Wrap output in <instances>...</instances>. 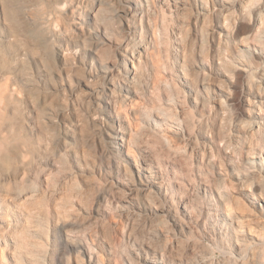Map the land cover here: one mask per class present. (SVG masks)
Instances as JSON below:
<instances>
[{"label": "rangeland", "instance_id": "obj_1", "mask_svg": "<svg viewBox=\"0 0 264 264\" xmlns=\"http://www.w3.org/2000/svg\"><path fill=\"white\" fill-rule=\"evenodd\" d=\"M240 1L0 0V264H264V0Z\"/></svg>", "mask_w": 264, "mask_h": 264}, {"label": "bare ground", "instance_id": "obj_2", "mask_svg": "<svg viewBox=\"0 0 264 264\" xmlns=\"http://www.w3.org/2000/svg\"><path fill=\"white\" fill-rule=\"evenodd\" d=\"M240 1V0H239ZM224 3V2H223ZM227 3V2H226ZM240 3H241V1H240ZM237 4V3H236ZM124 9V8H123ZM57 10H59V9H57ZM125 10V9H124ZM67 11V10H66ZM63 12V11H62ZM10 13V14H9ZM117 13V12H116ZM6 14H9V16L10 15H12V11H11V8L8 6V8L6 9ZM119 17V16H118ZM13 18V17H12ZM89 19V18H88ZM78 21H80V20H78ZM77 21V22H78ZM82 23V22H81ZM79 24H80V22H79ZM75 26V25H74ZM66 27H67V25H66ZM79 27H80V25H79ZM76 28V27H75ZM74 30V29H73ZM89 30V29H88ZM86 31V30H85ZM82 33H84V32H82ZM85 33H89V31L87 32H85ZM84 33V34H85ZM93 33V32H92ZM90 36V35H89ZM103 37V36H102ZM93 39H95V41L97 42V46H98V42H101L102 43V41H100V35H99V33L97 32L96 34H94V36H93ZM106 39V38H105ZM88 41H90V39L88 40ZM94 42V41H93ZM95 42V43H96ZM90 44H91V41L89 42ZM95 43H93V44H91V45H89L90 47H92V45H94ZM141 44V43H140ZM124 45V44H123ZM123 45H120L119 47H118V53L119 54H121L122 55V51L124 52V50H125V47H123ZM143 45H141V47H142ZM93 47H95V46H93ZM96 48V47H95ZM91 49V48H90ZM92 50V49H91ZM94 50V49H93ZM92 50V51H93ZM140 50V49H139ZM95 51V50H94ZM86 52H87V50H86ZM96 54V53H95ZM97 55V54H96ZM135 55V54H134ZM84 57V56H83ZM126 57V56H125ZM99 58H100V56H99ZM129 59V58H128ZM84 61V60H83ZM86 63V62H85ZM90 64V63H89ZM97 65V64H96ZM125 67V69H127V65H125L124 66ZM97 68V67H96ZM100 68L103 70V72H107V70H108V66L107 65H101L100 66ZM100 71V70H99ZM128 72V71H127ZM89 74H91V73H89ZM98 74V73H97ZM96 75V74H95ZM100 76H101V74H100ZM103 78V77H102ZM85 82V81H84ZM103 84V83H102ZM98 94V93H97ZM96 94V95H97ZM98 96V95H97ZM99 96H101V95H99ZM103 97V96H102ZM98 98V97H97ZM91 100V99H90ZM89 100V101H90ZM97 102V101H96ZM105 102H107V101H105ZM101 105H103V104H101ZM105 109H107V107L105 108ZM108 115V114H107ZM106 116V115H105ZM108 117V116H107ZM105 119V118H104ZM98 120V119H97ZM101 121V120H100ZM99 122V121H98ZM103 122V121H102ZM103 128V134H105L104 135V141H106L109 145L111 144H113V148H112V150H113V152L115 151V152H117L118 153V151H121L122 152V150L120 149V146L121 145H123V135L114 127V126H112V125H110L109 123H108V121H106L105 120V123H104V126L102 127ZM100 135V134H99ZM102 137V136H101ZM101 137H100V139H101ZM123 148V147H122ZM116 154V153H115ZM127 157H130L129 155H127ZM11 160H12V155L11 154H9V153H4V154H0V163L2 164V165H8L10 162H11ZM146 170L147 169H145V168H138V174H139V178L141 179V178H143L144 180H148V176L146 175ZM147 172H149L148 170H147ZM150 174V173H149ZM149 177H151V174H150V176ZM264 202V201H263Z\"/></svg>", "mask_w": 264, "mask_h": 264}]
</instances>
